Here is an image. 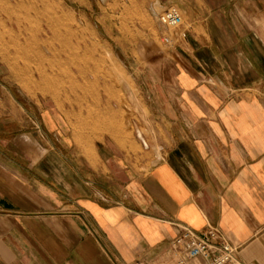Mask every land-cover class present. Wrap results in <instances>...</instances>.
<instances>
[{
    "label": "crops",
    "instance_id": "obj_1",
    "mask_svg": "<svg viewBox=\"0 0 264 264\" xmlns=\"http://www.w3.org/2000/svg\"><path fill=\"white\" fill-rule=\"evenodd\" d=\"M157 1L188 27L140 81L141 143L52 135L0 91V264H179V229L210 226L264 264V0Z\"/></svg>",
    "mask_w": 264,
    "mask_h": 264
},
{
    "label": "rangeland",
    "instance_id": "obj_2",
    "mask_svg": "<svg viewBox=\"0 0 264 264\" xmlns=\"http://www.w3.org/2000/svg\"><path fill=\"white\" fill-rule=\"evenodd\" d=\"M163 9L157 0H0V91L39 122L54 116L52 135L93 142L122 129L141 143L137 130L150 131L140 81L171 72L188 27L182 10L179 26L162 25Z\"/></svg>",
    "mask_w": 264,
    "mask_h": 264
},
{
    "label": "built area",
    "instance_id": "obj_3",
    "mask_svg": "<svg viewBox=\"0 0 264 264\" xmlns=\"http://www.w3.org/2000/svg\"><path fill=\"white\" fill-rule=\"evenodd\" d=\"M159 21L168 28L179 26L183 21L180 8L176 5L164 7ZM175 244L185 255L179 264H244L238 257V247L216 226L201 231L180 228Z\"/></svg>",
    "mask_w": 264,
    "mask_h": 264
},
{
    "label": "bare ground",
    "instance_id": "obj_4",
    "mask_svg": "<svg viewBox=\"0 0 264 264\" xmlns=\"http://www.w3.org/2000/svg\"><path fill=\"white\" fill-rule=\"evenodd\" d=\"M35 74V73H34ZM59 75V74H58ZM40 76L43 77L44 75H42V73H40ZM140 136V135H139Z\"/></svg>",
    "mask_w": 264,
    "mask_h": 264
}]
</instances>
